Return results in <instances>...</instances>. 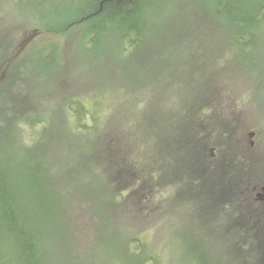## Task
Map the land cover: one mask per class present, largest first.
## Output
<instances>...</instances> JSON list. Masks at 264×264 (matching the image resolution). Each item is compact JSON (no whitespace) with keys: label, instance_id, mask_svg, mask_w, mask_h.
Returning <instances> with one entry per match:
<instances>
[{"label":"trees","instance_id":"1","mask_svg":"<svg viewBox=\"0 0 264 264\" xmlns=\"http://www.w3.org/2000/svg\"><path fill=\"white\" fill-rule=\"evenodd\" d=\"M116 1L102 0L98 11L72 21L69 28L96 18ZM138 1L132 4L137 6ZM218 4L222 9L214 13L217 22L235 28L238 42L247 40L245 46L252 47L251 55L256 58L253 67L264 64L263 47L257 48L260 41L264 45V0H221ZM142 10L130 11L125 6L116 15L105 14L107 22L119 24L123 31L124 53L138 43L133 34L136 19L143 21L146 35L147 18ZM32 30L41 36L68 29ZM103 30L112 33L113 29ZM23 36L21 47L27 40ZM12 53L16 60L18 52ZM24 90H17L8 104V152L0 156V264H57L54 251L57 246L67 248L66 235L80 229L82 206L84 216L95 218L98 231L133 235L124 242L123 264H165L152 243L142 244L149 239L136 232L140 240L135 231L146 218L164 217L172 199L197 203L190 212L199 224L190 228L214 233L218 248L232 253L230 264H264V181H256L244 166L241 153L246 149L235 131L223 138L219 135L218 146L210 152L208 136L213 130L207 126L222 117L214 97L205 93L202 100L197 93L188 110L193 120L176 127L172 137L156 140L143 134V123H135L137 119H124L121 105L116 100L109 102V97L104 102L96 97L89 103L80 96L70 98L47 120L32 116L31 109L26 111ZM156 114L150 111L151 119ZM203 119H209L206 125ZM153 127L158 128V123ZM170 144L174 152L171 168L170 158L163 159ZM153 151L152 160H147ZM157 152L165 162L154 165ZM161 188L172 191L169 199L159 192Z\"/></svg>","mask_w":264,"mask_h":264},{"label":"rangeland","instance_id":"2","mask_svg":"<svg viewBox=\"0 0 264 264\" xmlns=\"http://www.w3.org/2000/svg\"><path fill=\"white\" fill-rule=\"evenodd\" d=\"M92 1L0 0V156L8 152V104L20 88H25L23 97L28 96L22 101L26 111L31 109L32 116L47 120L70 98L80 96L89 103L96 97L101 102L109 97V102L116 100L121 105L124 119H137L135 123H143V134L156 140L172 137L176 127L193 120L188 117L192 100L197 93L203 100L206 93L214 97L222 114L207 126L216 133L208 136L210 152L218 146L219 135L223 138L235 131L246 149L241 153L244 166L263 183L264 64L253 67L256 58L251 55L252 47L245 46L247 40L238 42L235 28L217 22L214 13L222 9L221 0H139L137 6L132 0H117L96 18L69 28L72 21L100 9L102 0ZM125 6L130 11L144 9L147 18L146 35L143 21H134L138 43L126 53V45L120 43V25L105 20L106 13L116 15ZM104 27L112 28V33H106ZM32 28L68 30L40 36ZM22 34L27 40L21 47ZM260 43L257 48L263 47L264 52ZM13 51L18 52L16 60ZM150 111L158 113L156 119H151ZM207 120L202 122L206 125ZM172 149L170 144L163 155L165 161L170 158V168ZM154 154L149 152L147 160ZM154 159V165L165 162L158 152ZM133 170L137 179L139 174ZM170 171L173 175V169ZM170 189L159 192L169 199ZM196 206V202L172 199L169 214L146 218L135 233L149 239L142 244L152 243L165 264H230L232 253L218 248L214 233L190 228L199 224L190 212ZM85 210L82 206L78 213L80 229L66 235L69 246H57L54 251L57 264H123L124 242L133 235L98 231L95 218L84 216ZM138 233L135 235L142 240Z\"/></svg>","mask_w":264,"mask_h":264}]
</instances>
